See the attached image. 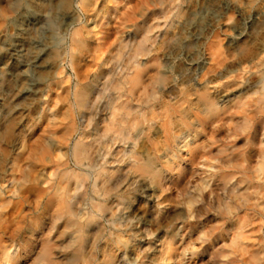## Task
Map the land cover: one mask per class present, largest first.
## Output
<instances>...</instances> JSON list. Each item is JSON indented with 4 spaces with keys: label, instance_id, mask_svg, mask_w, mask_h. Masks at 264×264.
<instances>
[{
    "label": "clouds",
    "instance_id": "obj_1",
    "mask_svg": "<svg viewBox=\"0 0 264 264\" xmlns=\"http://www.w3.org/2000/svg\"><path fill=\"white\" fill-rule=\"evenodd\" d=\"M2 11L0 264H264V0Z\"/></svg>",
    "mask_w": 264,
    "mask_h": 264
},
{
    "label": "bare ground",
    "instance_id": "obj_2",
    "mask_svg": "<svg viewBox=\"0 0 264 264\" xmlns=\"http://www.w3.org/2000/svg\"><path fill=\"white\" fill-rule=\"evenodd\" d=\"M19 2L20 0H0V22H3L2 17L7 15L2 10L8 6L15 7Z\"/></svg>",
    "mask_w": 264,
    "mask_h": 264
}]
</instances>
